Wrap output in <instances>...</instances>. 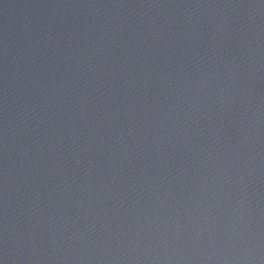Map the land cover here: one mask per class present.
Instances as JSON below:
<instances>
[{"label":"water","instance_id":"water-1","mask_svg":"<svg viewBox=\"0 0 264 264\" xmlns=\"http://www.w3.org/2000/svg\"><path fill=\"white\" fill-rule=\"evenodd\" d=\"M0 264H264V0H0Z\"/></svg>","mask_w":264,"mask_h":264}]
</instances>
